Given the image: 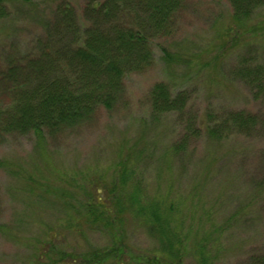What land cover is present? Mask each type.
<instances>
[{
	"label": "rangeland",
	"instance_id": "rangeland-1",
	"mask_svg": "<svg viewBox=\"0 0 264 264\" xmlns=\"http://www.w3.org/2000/svg\"><path fill=\"white\" fill-rule=\"evenodd\" d=\"M59 1L12 5L11 14L0 19V50L13 41L21 51L33 46ZM70 1L81 13L84 0ZM248 23L250 32L236 29L229 0H186L171 32L156 39L154 62L126 76V100L119 108H101L96 122L63 135L2 138L0 264H49V255L60 248L105 247L109 235L102 229L72 227L68 201L82 198L80 186L91 185L86 180L112 181L123 149L130 147L140 156L137 166L148 188L172 185L191 207L194 233L201 239L211 234L213 264H250L263 252L264 85L247 70L262 65L264 71V6ZM162 46L172 54L169 60ZM162 81L174 92L185 91L188 101L182 112L155 118L149 93ZM8 99L0 88V101ZM237 110L256 115L255 125L230 127L215 142L204 134L191 138L187 152L165 162V150L183 136L188 121L204 127ZM123 231L130 250L154 248L139 224L127 221ZM197 262L191 252L185 255V264ZM108 264H129L128 257Z\"/></svg>",
	"mask_w": 264,
	"mask_h": 264
},
{
	"label": "trees",
	"instance_id": "trees-1",
	"mask_svg": "<svg viewBox=\"0 0 264 264\" xmlns=\"http://www.w3.org/2000/svg\"><path fill=\"white\" fill-rule=\"evenodd\" d=\"M229 1L236 23L233 25L242 34L250 32L254 27H249L248 21L264 6V0ZM31 2L0 0V19L11 14L12 5ZM185 3L84 0L79 13L73 2L60 0L52 14L44 17L33 46L21 51L13 41L0 50V88L9 97L0 101V140L12 134L33 133L40 139L63 135L96 122L101 108H119L126 100V76L154 62L156 39L171 32ZM161 49L169 60L170 51L164 46ZM261 68L247 70L259 86L264 85ZM187 101L185 91L174 92L163 81L155 83L149 93L150 112L155 118L182 112ZM189 122L183 136L165 150V162L187 152L191 138L204 134L215 142L228 136L230 127L249 130L255 125L256 115L237 110L204 127ZM138 156L134 148H124L112 181L101 184L86 180L90 189L85 183L80 186L82 198L68 201L72 227L77 231L83 226L102 229L109 235L108 244L86 250L60 248L54 256L49 255V264H108L124 257L129 264H185V255L190 252L198 264H213L211 234L201 239L194 233L189 221L191 207L172 185L157 191L148 188L137 166ZM3 166L0 159V168ZM127 221L145 228L155 242L154 248L143 253L130 250L123 231ZM251 259L250 264H264V251Z\"/></svg>",
	"mask_w": 264,
	"mask_h": 264
}]
</instances>
